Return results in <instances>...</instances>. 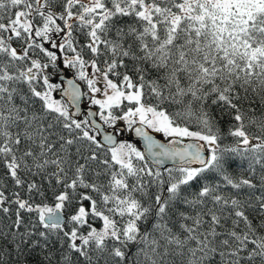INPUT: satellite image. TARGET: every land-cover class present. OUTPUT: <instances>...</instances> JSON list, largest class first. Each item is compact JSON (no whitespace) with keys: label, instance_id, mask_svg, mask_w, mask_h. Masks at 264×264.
I'll list each match as a JSON object with an SVG mask.
<instances>
[{"label":"snow or ice","instance_id":"obj_1","mask_svg":"<svg viewBox=\"0 0 264 264\" xmlns=\"http://www.w3.org/2000/svg\"><path fill=\"white\" fill-rule=\"evenodd\" d=\"M0 264H264V0H0Z\"/></svg>","mask_w":264,"mask_h":264}]
</instances>
